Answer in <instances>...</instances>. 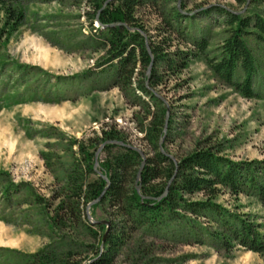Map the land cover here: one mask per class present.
Listing matches in <instances>:
<instances>
[{"label":"rangeland","instance_id":"obj_1","mask_svg":"<svg viewBox=\"0 0 264 264\" xmlns=\"http://www.w3.org/2000/svg\"><path fill=\"white\" fill-rule=\"evenodd\" d=\"M17 1L25 18L14 32L5 30L6 16L0 8V264H29L31 255L55 246L65 235L71 238L68 242L96 245L83 229L52 228L60 203L54 197L62 186L56 177L61 176L63 163L72 162L65 148L74 140L95 139L112 129L151 156L140 130L146 131L151 123L147 110L138 106L142 96L113 87L116 63L107 64L106 46L92 30L98 24L90 27L85 15L90 7L85 1ZM155 7L140 9L136 18L156 43L168 39L157 37L163 33L159 15L168 19L176 7L190 17L185 21L189 42L206 38L211 59L220 56L228 37L227 17L202 15L204 10L221 7L239 14L247 9V15L264 19V0H247L244 5L234 0H157ZM247 44L257 65V98L252 100L217 81L202 58L190 61L183 72L171 70V61L178 64L193 51L182 41H172L170 56L155 66L162 85L154 91L167 107L159 145L177 159L207 145L227 161L259 165L264 183V45L255 38L247 39ZM120 152L112 150L114 155ZM105 159L102 152L99 167ZM188 199L205 201L200 195ZM215 204L218 208L212 214L203 212L197 218L183 213L184 218L174 219L165 228L136 232L116 264H264V255L236 242L226 243L221 236L228 230L217 216L258 225L264 234L259 198L232 197L222 190ZM104 208L91 214L94 221L111 218L112 212Z\"/></svg>","mask_w":264,"mask_h":264},{"label":"trees","instance_id":"obj_2","mask_svg":"<svg viewBox=\"0 0 264 264\" xmlns=\"http://www.w3.org/2000/svg\"><path fill=\"white\" fill-rule=\"evenodd\" d=\"M84 1L90 7V11L85 13L90 27L98 24L92 30L100 35L106 46L107 64L112 66L116 63L113 87L124 93L132 91L145 97L137 101L138 106L145 108L151 118L148 129H140L145 134L144 141L151 147V156L144 154L145 166L141 172V182H138L144 159L138 152L126 147L106 145L103 149L106 159L100 162L98 172L95 171L96 153L100 146L108 142L130 145L121 133L112 129L103 130L101 137L87 141L74 140L68 145L65 152L71 154L72 162L63 163L61 176L56 177L62 186L60 193L54 197L60 203L51 219L52 228L68 232L83 229L96 245L74 240L70 243L65 235L63 241L55 246L50 245L31 255L29 264H116L121 250L133 234L140 230L153 232L165 228L174 219L184 218V214L199 218L203 212L211 213L218 208L215 201L222 190L232 197L254 195L264 207L263 168L259 165L227 161L220 156V151L207 145L198 146L182 159L172 157L165 146L160 147L167 107L154 91L162 85L155 75V66L167 60L170 56L168 50L173 48L172 41L178 40L190 45L193 51L188 52L178 64L171 61V70L183 72L190 61L202 58L222 85L244 99H256L254 80L257 65L247 39L255 38L264 45V19L259 15H247L250 12L247 9L239 14L221 7L204 10L202 15L225 14L227 17L224 26L228 37L220 56L211 59L207 54L210 45L206 38L189 42L191 38L185 35V21L190 17L179 8L171 9L168 19L159 15L163 33L157 37L167 36L168 39L156 43L136 14L146 6L156 9L157 0ZM234 1L238 5L247 2ZM20 4L17 0L13 3L0 0V8L6 16L5 30L14 32L23 22L25 16ZM151 55L154 65L148 84ZM172 55L175 56L174 53ZM114 149L121 152L114 155ZM103 176L107 177L108 182ZM105 190V196L92 207L91 214L94 216L98 208L104 207L112 212L111 218L105 221L110 224L109 232L107 226L92 225L86 214L87 206L101 197ZM196 195L202 196L205 201L192 203L188 199ZM217 216L228 230L227 235L221 236L227 240L226 243L236 242L249 252L264 255V234L260 233V226L244 220L232 223L223 219L220 213ZM91 254L93 257H88Z\"/></svg>","mask_w":264,"mask_h":264},{"label":"water","instance_id":"obj_3","mask_svg":"<svg viewBox=\"0 0 264 264\" xmlns=\"http://www.w3.org/2000/svg\"><path fill=\"white\" fill-rule=\"evenodd\" d=\"M113 1H116V0H113ZM107 4H108V2L106 3V5H107ZM106 5H105V6H106ZM151 57H152V55H151ZM153 65H154V59H153V57H152V62H151V65H150V67H149V69H148V77H150V75H151ZM168 118H169V110H168L167 120H168ZM166 130H167V126H166ZM106 145H114V146H118V147H126L127 149H130V150H133V151H135V152H138V153L143 157L144 162H143V164H142L141 170H140L139 175H138V182H141V172H142V170H143V168H144V166H145V157H144V154H143L139 149H137V148H135V147H133V146H131V145H125L124 143H120V142H108V143L104 144L103 146H101V148H100V149L98 150V152L96 153L95 171L98 172V167H99V157H100L101 153L103 152V149H104V147H105ZM103 179H104L106 182H108V179H107L106 176H103ZM169 186H170V185H169ZM168 189H169V187H168ZM168 189H167V191H166L164 197L167 195V193H168ZM138 191H139V189H138ZM106 192H107V190H105V191L103 192V194L101 195V197H99L96 201L92 202L91 204H89V205L87 206L86 214H87V216H88V220L90 221V223H91L92 225H99V224H100V225H103V226H107V227H108V232H109L110 224H109L108 222H96V221L93 220V218H92V216H91V209H92V207L95 206V205H98V204L101 202V200H102L103 197L105 196ZM108 232H107V234H108ZM107 234L105 235V237H104V239H103V244L106 242Z\"/></svg>","mask_w":264,"mask_h":264}]
</instances>
